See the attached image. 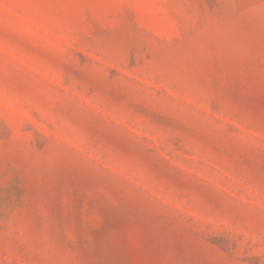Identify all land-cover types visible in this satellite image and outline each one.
<instances>
[{
  "label": "rangeland",
  "instance_id": "obj_1",
  "mask_svg": "<svg viewBox=\"0 0 264 264\" xmlns=\"http://www.w3.org/2000/svg\"><path fill=\"white\" fill-rule=\"evenodd\" d=\"M0 264H264V0H0Z\"/></svg>",
  "mask_w": 264,
  "mask_h": 264
}]
</instances>
